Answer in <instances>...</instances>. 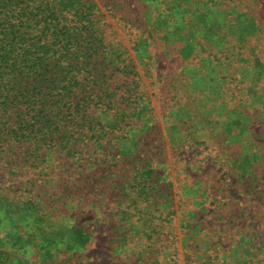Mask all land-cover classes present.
I'll return each mask as SVG.
<instances>
[{
	"label": "rangeland",
	"instance_id": "1",
	"mask_svg": "<svg viewBox=\"0 0 264 264\" xmlns=\"http://www.w3.org/2000/svg\"><path fill=\"white\" fill-rule=\"evenodd\" d=\"M82 1L116 95L75 152L0 146V264H264V0Z\"/></svg>",
	"mask_w": 264,
	"mask_h": 264
},
{
	"label": "trees",
	"instance_id": "2",
	"mask_svg": "<svg viewBox=\"0 0 264 264\" xmlns=\"http://www.w3.org/2000/svg\"><path fill=\"white\" fill-rule=\"evenodd\" d=\"M95 7L82 0H0V146L77 151L99 137L112 96ZM87 144V143H86ZM79 232L76 242L87 241Z\"/></svg>",
	"mask_w": 264,
	"mask_h": 264
}]
</instances>
